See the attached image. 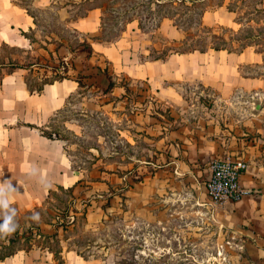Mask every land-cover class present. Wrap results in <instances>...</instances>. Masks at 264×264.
I'll return each mask as SVG.
<instances>
[{
    "label": "rangeland",
    "instance_id": "374dc122",
    "mask_svg": "<svg viewBox=\"0 0 264 264\" xmlns=\"http://www.w3.org/2000/svg\"><path fill=\"white\" fill-rule=\"evenodd\" d=\"M11 2L32 17L33 27L26 30L28 36L24 34L27 39L24 47L0 43V63L15 60L28 65L25 71L20 72L27 75L34 85L61 75L82 82L65 105L38 126L46 132H54L53 136L57 134L66 138L65 151L81 176L73 192L75 207L80 211L71 212L76 218L67 228H59L61 245L77 248L85 258L98 260L101 264H263L255 250L248 244H238L214 220L207 218V212H192L191 208L176 201L175 195L171 194L175 183L168 189V201H159L161 195H151V188L139 182L144 181L143 177L152 169L141 167L136 159H148L151 152L145 148L149 141L147 138L139 137L136 146H130L124 137L135 125L134 119L128 120L129 114L142 113L147 107L151 113L155 110L165 112L167 107L156 106L148 94L140 91L142 87L139 89L138 83H132L125 77L119 82L124 86L122 96L108 93L100 97L102 90L89 87L88 80L75 70L76 66L81 67L82 62L86 64L85 59L89 56L84 50V41H113L133 18L139 19L147 30L156 28L163 18H167L183 38H161L159 47L150 49L149 58H165L173 49L205 51L218 46L239 53V50L247 48L248 52L259 54L260 61L244 63L241 72L264 78V0ZM93 7H100L102 15L101 29L91 35L77 29L74 22ZM229 8L233 9L230 14L227 13ZM213 10L216 14L205 15V12ZM8 68L0 65V79ZM200 90L195 89L193 94L188 89L193 99L198 98L197 102L203 98L207 101L213 99V93L209 96L197 94ZM250 99L245 121L249 128L256 130L241 137L260 148L264 157V92ZM255 99L260 102L258 109L254 107ZM225 110L229 115L239 117V105L226 106ZM202 111L200 106L199 113ZM261 115L263 123L255 120ZM142 121L139 125L145 128L148 123ZM236 122L232 124H243V121ZM140 130L141 133L145 131ZM144 195L149 200L147 205L144 204ZM71 201L70 194L56 190V194L50 196L47 192L39 205L18 207L13 202L12 206L18 210L20 227L17 231L22 235L20 244L30 245L23 239L30 231H33L34 239L45 242L44 237L37 235V225L42 233H52L57 227L58 215L61 217ZM84 207L86 211L82 210ZM33 212L40 214L39 223L30 219ZM50 241L53 247L58 248L56 240Z\"/></svg>",
    "mask_w": 264,
    "mask_h": 264
},
{
    "label": "crops",
    "instance_id": "0c3cea01",
    "mask_svg": "<svg viewBox=\"0 0 264 264\" xmlns=\"http://www.w3.org/2000/svg\"><path fill=\"white\" fill-rule=\"evenodd\" d=\"M206 14L214 15L216 10ZM101 15V8L93 7L74 26L87 34H96L101 29ZM141 25L139 19L133 18L117 39L89 41L93 51L85 59L86 64L76 66L75 72L88 80L89 87L102 90L100 97L108 93L122 96L124 86L119 82L125 77L138 83L140 91L148 94L156 106H166V113L161 110L151 113L147 107L142 113L129 114L128 120L134 119L135 125L124 137L130 146H136L139 137L147 138L145 148L151 152L148 159H136L141 167L152 169L139 182L151 188V195H161L159 201H168V189L175 183L171 194L176 201L192 212H207V218L214 220L238 244H248L264 261L263 151L241 137L256 130L246 124V106L253 95L264 92V78L242 73L241 66L259 63V54L248 52L247 48L239 53L208 49L149 58L147 54L159 47L161 38L180 40L183 35L167 18L151 30ZM32 27L33 19L23 8L11 0H0V43L24 47L27 39L23 32ZM23 70L26 69L5 73L0 79V182L10 180L18 189L12 203L28 208L39 205L50 188L77 185L81 181L80 172L73 168L65 151L66 140L48 138L28 126L47 122L81 85L75 78H62L44 84L40 93L30 92L25 74L20 72ZM109 76L114 85L105 90ZM199 88L197 94L213 93V99L198 102V98L193 99L188 89L194 94ZM229 105L240 106L239 117L226 113L225 107ZM142 120L148 123L145 128L139 125ZM255 120L263 123V116H256ZM236 121L243 124L233 125ZM140 129L145 131L141 133ZM223 155L246 160L248 168L240 182L247 192L238 201L212 206L204 179L208 176L209 160ZM148 201L144 195V204ZM61 257L63 264H101L98 260L84 259L66 245H62ZM0 264L58 262L49 250L33 247L18 250L0 260Z\"/></svg>",
    "mask_w": 264,
    "mask_h": 264
},
{
    "label": "trees",
    "instance_id": "16d2710c",
    "mask_svg": "<svg viewBox=\"0 0 264 264\" xmlns=\"http://www.w3.org/2000/svg\"><path fill=\"white\" fill-rule=\"evenodd\" d=\"M229 10L233 11V9H230V8H229ZM23 34L27 35L25 32H23ZM84 42H85L84 43V50L86 51L87 55H90L93 51L92 46L88 41H84ZM243 47L245 48L246 46H243ZM213 48H215V49H226V47H218V46H215ZM193 50H197V49H192V48H190V49H173L171 52H189V51H193ZM199 50L203 51V49H199ZM229 51H236V50L229 49ZM241 51L242 50H239V52H241ZM157 58H160V57H157ZM3 64L5 66L9 67L6 71V73H10L16 69H27L29 67L28 65L21 64L15 60H10L7 63H4V62L0 63V65H2V66H3ZM62 78H66V77L61 75V77H59L57 79H62ZM57 79H54L52 81L50 79H44L40 84L34 85L33 83L30 82L28 76L27 75L25 76V82L27 84L28 90L30 92H38V93H40L42 91L44 84L53 83ZM79 84L82 86L81 81H79ZM113 85H114V83H113L112 79L109 77V86L105 90H110ZM28 126H30L32 128H36L42 135H44L48 138H51V139L57 138V139H64V140L66 139V138L61 137L57 134H56V136H53L54 132H46L44 130L39 129L38 126H36V125L28 124ZM75 186L76 185L64 187L62 185H57L56 189L50 188L48 190V196H50L52 194L53 195L56 194V190L66 192V193L70 194V196H72V201L70 202V205L65 206L61 217L58 215V217H57L58 220H56L57 227L52 233H48V234L42 233L40 230L39 224L37 225L38 226L37 227V235L40 237H44L46 240L45 242H43V241L40 242L39 240L34 239L33 231H30L29 235H26L25 237H23L24 240H27L28 242H30V245L23 246L22 244H20V239H21L22 235H20L17 231L11 237L6 239L4 241V243L0 242V260L4 259L7 256L14 254L18 250H29L33 247H39L42 249H47L50 252H52L53 256H54L55 260H57L58 264H63V259L61 257L62 245L60 243V239L58 238V230L60 227L63 229L67 228V226L69 224L74 222L76 217L74 216V214H71V212L77 213L78 211H80L75 207V204L73 201V199H74L73 192H74ZM82 210L86 211L85 207ZM71 216H73V218H74L73 221L71 220ZM24 234H26V233H24ZM32 240H34V242H32ZM50 240H56L58 242V248L53 247V245L51 243L52 241H50ZM74 250H76L77 253L79 255H81L84 259H87V258H85V256L83 255V253L79 249L74 248Z\"/></svg>",
    "mask_w": 264,
    "mask_h": 264
},
{
    "label": "built area",
    "instance_id": "2783aa9c",
    "mask_svg": "<svg viewBox=\"0 0 264 264\" xmlns=\"http://www.w3.org/2000/svg\"><path fill=\"white\" fill-rule=\"evenodd\" d=\"M247 168L245 159L231 155L212 157L208 163V176L204 181L210 203L215 206L240 200L247 192L240 182Z\"/></svg>",
    "mask_w": 264,
    "mask_h": 264
},
{
    "label": "clouds",
    "instance_id": "9594fccd",
    "mask_svg": "<svg viewBox=\"0 0 264 264\" xmlns=\"http://www.w3.org/2000/svg\"><path fill=\"white\" fill-rule=\"evenodd\" d=\"M18 191L10 180L0 182V241L6 240L17 232L20 227L18 210L12 206L14 194ZM30 219L39 223L41 220L38 212H33Z\"/></svg>",
    "mask_w": 264,
    "mask_h": 264
},
{
    "label": "water",
    "instance_id": "95a60500",
    "mask_svg": "<svg viewBox=\"0 0 264 264\" xmlns=\"http://www.w3.org/2000/svg\"><path fill=\"white\" fill-rule=\"evenodd\" d=\"M259 106H260V102H259V100H258V99H255V100H254V107H255V109H258Z\"/></svg>",
    "mask_w": 264,
    "mask_h": 264
}]
</instances>
